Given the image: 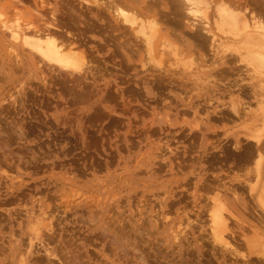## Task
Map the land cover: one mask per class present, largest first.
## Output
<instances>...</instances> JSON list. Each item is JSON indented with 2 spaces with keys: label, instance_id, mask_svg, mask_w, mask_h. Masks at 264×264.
<instances>
[{
  "label": "rangeland",
  "instance_id": "obj_1",
  "mask_svg": "<svg viewBox=\"0 0 264 264\" xmlns=\"http://www.w3.org/2000/svg\"><path fill=\"white\" fill-rule=\"evenodd\" d=\"M41 1L90 67L78 81L50 71L0 27V264H264V0H224L233 27L215 0L206 20L179 0L151 53L97 34L80 0ZM39 2L0 13L42 27ZM213 197L230 210L227 247Z\"/></svg>",
  "mask_w": 264,
  "mask_h": 264
},
{
  "label": "bare ground",
  "instance_id": "obj_2",
  "mask_svg": "<svg viewBox=\"0 0 264 264\" xmlns=\"http://www.w3.org/2000/svg\"><path fill=\"white\" fill-rule=\"evenodd\" d=\"M80 1H81V7H84L85 13L87 15H90V16H93L94 18H96L97 22L99 23L98 24L99 26L98 27L96 26L97 27V31H96L97 34L105 37L104 35H105V32L107 30L110 31L111 34H113L115 32H118L121 35V38H123L125 40V43L121 42L122 44H119V46H121L124 49L131 47V45H132L131 43L132 42H130V41L133 40L132 38L134 37L135 39L139 40L138 43L140 42V43H142L144 45L145 53H146V51H149L148 53H151L150 52V51H152L151 50V45H152V42L155 41V39H154L155 35H157L159 32H161L160 31V27L158 25V21L160 20V17L162 15H164L162 10L171 11L170 13L175 18H177L178 15H179V7H178V1L179 0H80ZM223 1L224 0H215V4L217 6L216 7V11L218 12V14H217L218 27H221L222 25H226L228 27H233V26H235L237 24L238 15H236V13L234 14L231 11L232 9H230V7H227L226 3L223 2ZM225 1L227 2V0H225ZM231 1H233V0H231ZM39 3H40L39 4L40 7L39 8L35 7L34 8L35 10L33 9V12H34L33 13V17L36 18V19L42 20V21L45 20L42 27H39L38 25L34 26L33 23L35 21L32 23V21H29L28 18L25 19L24 16L21 15L20 13H15V16L13 15L15 17V19H13V21H11V22H9L8 19H7L8 20L7 21L4 18H2L3 14L0 13V27L3 28L4 31H6L8 37L11 39V41L13 40L14 42L20 43L22 46L26 47V49L32 55H34L36 57V59L35 58L34 59L37 60V63L41 64V65H44V66H47L48 68H50V71L54 70V69L55 70L57 69L56 70L57 74H58V71H59L60 73L62 72V74L64 73L63 75L67 74V75H71V77H72V75H75V77H76V75L80 76V75L84 74L86 72V70L89 69L90 65H88L89 61L86 60V55L87 54L82 51L83 49H80L81 46L76 41L77 38L76 39H74V38L70 39L69 38L70 36L68 38H65L64 36H62L63 34H60L62 32H59L61 30L60 27H63V26L65 27L67 24L58 21L55 18L54 11L51 12V15H50L51 16V20L46 19L47 17L45 18V16L43 15L44 13L42 14V11L45 10V4L46 3L44 4V2L41 1V0H40ZM208 3L211 4V2H209L208 0L207 1L206 0H185L184 4L186 6H188L186 10H187V13L189 15H191V17L193 16V17H197V18L200 17L201 18L203 16L202 18H204L206 20V19H208V17L206 16L207 15L206 11L210 7V6L208 7ZM8 4L9 3H7V7H8ZM18 4H19V2H18ZM18 4H16V5H18ZM16 5L14 4L15 7L13 6V9L16 8ZM168 5H169V7H165V6H168ZM180 5H182V4H180ZM213 5H214V2H213ZM230 5H231V3H230ZM162 6H164V7H162ZM238 7H239V5H238ZM19 15H20V17H19ZM31 15H32V13H31ZM165 16H166V14H165ZM61 17H63V16H61ZM70 18L71 17H68L67 20L70 19ZM200 18H199V20H200ZM30 19L33 20L32 18H30ZM47 20H49V21H47ZM199 20H198V22H199ZM217 22H215V23L217 24ZM242 22H241L242 23V25H241L242 26V30L246 29V28H250V27H248V24L246 23V19H242ZM203 24H205V23L202 22V25ZM85 25H88V23L87 24L85 23ZM85 25H83V27H85ZM92 27H94V26H92ZM86 29L87 30H85V31H88L90 28L88 27ZM131 33H133V34H131ZM184 33H186V32H184ZM257 33H258V31L256 30L253 35L255 36ZM129 35H131V36L133 35L131 40L129 39V37H131ZM253 35H248L249 37H246V38H248V39H246L248 41V43H251L252 45H254L256 43L261 42L262 38H260V37L257 38L258 36H255V38H254ZM71 37H72V34H71ZM106 39H108V38H106ZM173 40H174V38H173ZM166 42H167V40H165V43ZM169 43L170 42H168V44L167 43L166 44L162 43L160 45L162 48H160V49L168 48L170 45H172V43H170V44ZM248 43L246 42V44H248ZM260 45L263 46L264 44L261 43ZM137 46H140V45H137ZM249 46H250V44H249ZM128 52L130 53V50ZM253 53H254L253 54V59H254L253 61L257 62L261 66H264V53L259 52V51H257L256 53L255 52H253ZM150 55L151 54H149V56ZM170 55H172V54H170ZM173 55L176 56V52L173 51ZM251 55H252V53H251ZM152 60H154V59H152ZM149 62H150V60H149ZM155 62L159 66L160 62H162V60L159 59V60H157ZM151 63H152V61H151ZM175 64H176V62H175ZM166 65H168V64H166ZM123 66H124V64H123ZM140 66H141V68H143L145 65L142 64ZM161 67H163V66H161ZM97 73H98V71H97ZM67 75H65V76H67ZM77 78H78V76L74 80H77ZM66 79L67 78L65 77V80ZM61 80H63V79L61 78ZM74 82H76V81H74ZM10 134H12V133L10 132ZM12 168H13V166H12ZM217 201H218V199H216V197L214 199V197H213V202L215 203V209H214L213 215L211 214L212 218H213L212 221L215 223L214 227H215V230L217 232V233H215L216 240L218 239V241H219L218 244L221 242V244L223 246L227 247V246H229V242L224 238V233L223 232H225L227 230V228H228L227 227L228 219H226L225 216H223V213H224V211L227 212V210H229V209L224 208L223 205L220 202L217 203ZM230 213L231 212H229V214ZM230 215L234 216L233 214H230ZM36 231H37V229H36ZM214 232L215 231H213V233ZM34 236H36V234ZM175 238L176 237H174L173 239L176 240ZM154 253L155 252H153V254Z\"/></svg>",
  "mask_w": 264,
  "mask_h": 264
}]
</instances>
